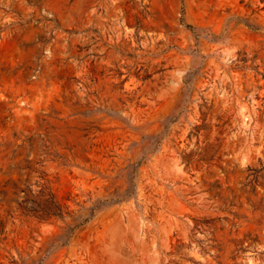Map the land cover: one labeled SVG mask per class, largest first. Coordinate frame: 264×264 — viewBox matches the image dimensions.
<instances>
[{
	"label": "rangeland",
	"instance_id": "rangeland-1",
	"mask_svg": "<svg viewBox=\"0 0 264 264\" xmlns=\"http://www.w3.org/2000/svg\"><path fill=\"white\" fill-rule=\"evenodd\" d=\"M0 264H264V0H0Z\"/></svg>",
	"mask_w": 264,
	"mask_h": 264
},
{
	"label": "trees",
	"instance_id": "trees-1",
	"mask_svg": "<svg viewBox=\"0 0 264 264\" xmlns=\"http://www.w3.org/2000/svg\"><path fill=\"white\" fill-rule=\"evenodd\" d=\"M47 202V201H46ZM102 201L99 200L96 204L90 209V214L88 217L79 216L78 218H73L75 224L70 226L68 225L64 234L57 236V239L50 243V247H53L55 244L57 245H66L70 241V238L74 231L88 222L96 213V211L100 208ZM20 207L23 210L25 216H34L37 217L40 221L48 220L51 217H56L61 220L66 219V215L72 216L70 212L65 210V207L62 203L55 200L52 196V199L43 203L42 201L36 200V198L25 199L24 202L20 203Z\"/></svg>",
	"mask_w": 264,
	"mask_h": 264
}]
</instances>
